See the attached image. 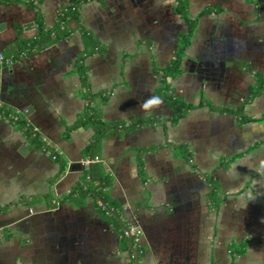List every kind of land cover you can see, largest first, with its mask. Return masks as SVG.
<instances>
[{"label": "crops", "instance_id": "obj_1", "mask_svg": "<svg viewBox=\"0 0 264 264\" xmlns=\"http://www.w3.org/2000/svg\"><path fill=\"white\" fill-rule=\"evenodd\" d=\"M71 1L0 0V107L39 135L0 117V264H264V0H79L25 52Z\"/></svg>", "mask_w": 264, "mask_h": 264}, {"label": "trees", "instance_id": "obj_2", "mask_svg": "<svg viewBox=\"0 0 264 264\" xmlns=\"http://www.w3.org/2000/svg\"><path fill=\"white\" fill-rule=\"evenodd\" d=\"M176 10L180 14H185L186 12V6H187V0H176ZM79 0H72L66 7L61 10V13L59 14V18L55 24V26L48 30L44 31L42 29L39 30L37 36L30 40V42L27 43L25 47V52L30 53L33 50H38L46 46L47 44H50L57 39H59L62 36H65L69 33L68 30V23L75 19L77 17V5ZM72 7L74 8L72 10ZM97 49V48H95ZM178 64V59L174 62L175 67ZM162 97L167 105V107L172 111V121H175L182 117L186 111L189 109L190 105L185 104L178 100L177 98L173 97L172 93L168 89H163L162 91ZM8 110L3 109L0 107V115L6 116L8 114ZM96 115L98 116L97 112L92 109L87 110V112L78 118L77 122L75 123V126H88L89 124H94L95 129L97 133H101L105 128V124H100L97 122H94ZM16 124L24 131L25 135L31 139V141H34L35 143H38L39 138L32 135V132L25 120V118H19ZM101 170V165L99 163H95L92 165L90 169L91 176L87 179V183L89 188H84L82 186H79L76 188L77 193L80 198L85 199V197L90 196L92 194L91 192V186L92 183L90 180L94 178V176H100L99 179L102 182V186L98 189L99 196L103 199L104 203L108 204V200L104 192L102 191L104 187L108 186L110 184V178L107 176V174H101L99 173ZM217 185L215 183L211 184V191L210 195L211 197H214L217 190ZM99 210L103 212L105 215L108 216L106 208H104L102 205H99ZM115 221V219H114ZM117 229L119 232V242L122 248L129 251L128 241L129 237L125 234V229L121 228L119 224H117Z\"/></svg>", "mask_w": 264, "mask_h": 264}, {"label": "built area", "instance_id": "obj_3", "mask_svg": "<svg viewBox=\"0 0 264 264\" xmlns=\"http://www.w3.org/2000/svg\"><path fill=\"white\" fill-rule=\"evenodd\" d=\"M74 8L72 7V10ZM12 59L9 58V57H6L4 56L1 52H0V65H5V66H10L12 64ZM0 117H2V115H0ZM25 118V116L23 115V112L21 111H16V112H9L6 116H3L2 118H5L6 120H9L13 123H16L18 121L19 118ZM27 122V120H26ZM31 132H32V135L33 136H36L39 138V135H38V132L35 128H33L32 126H30V124L27 122ZM48 152L51 154L52 158L55 159L57 157V152L55 151H51V150H48ZM125 234L131 239H137V236L139 234V231L136 227L135 224L133 223H130L128 225H126L125 227Z\"/></svg>", "mask_w": 264, "mask_h": 264}, {"label": "water", "instance_id": "obj_4", "mask_svg": "<svg viewBox=\"0 0 264 264\" xmlns=\"http://www.w3.org/2000/svg\"><path fill=\"white\" fill-rule=\"evenodd\" d=\"M23 115H24V116L26 115V112H25V111L23 112Z\"/></svg>", "mask_w": 264, "mask_h": 264}]
</instances>
